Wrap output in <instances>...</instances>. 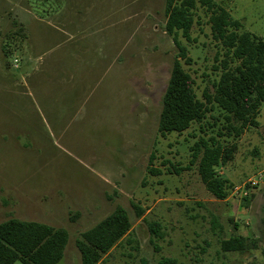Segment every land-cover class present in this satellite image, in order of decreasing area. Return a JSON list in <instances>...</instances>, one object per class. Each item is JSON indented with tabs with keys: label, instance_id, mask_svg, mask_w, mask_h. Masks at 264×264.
I'll return each instance as SVG.
<instances>
[{
	"label": "rangeland",
	"instance_id": "rangeland-1",
	"mask_svg": "<svg viewBox=\"0 0 264 264\" xmlns=\"http://www.w3.org/2000/svg\"><path fill=\"white\" fill-rule=\"evenodd\" d=\"M214 1L264 41V0ZM165 23V0H0V223L65 229L59 264H81L76 240L118 206L131 217L133 243L100 264H264V104L258 127L224 140L237 151L218 171L234 188L215 199L191 147L222 128L221 110L183 134L158 132L178 53ZM191 35L196 42L180 37L193 60L183 67L203 100L220 75L204 8ZM152 155L161 175L148 172ZM171 165L184 171L170 174ZM231 236L257 240L258 249L222 252Z\"/></svg>",
	"mask_w": 264,
	"mask_h": 264
},
{
	"label": "trees",
	"instance_id": "trees-1",
	"mask_svg": "<svg viewBox=\"0 0 264 264\" xmlns=\"http://www.w3.org/2000/svg\"><path fill=\"white\" fill-rule=\"evenodd\" d=\"M204 8L209 13L213 40L219 45L214 65L220 71L219 79L212 85L213 91H204L203 100L195 92L196 81L183 67L191 65L188 48L180 37L189 43L192 37L196 12ZM165 32L172 37L178 53L174 59L170 79L162 99L158 132L162 137L172 133L183 134L193 124L201 123L217 108L224 123L216 135L201 137L191 147V164L197 163V172L206 190L217 200H226L234 184L219 174V167L226 166L237 151L235 143L225 139H237L246 129L258 127V117L264 104V41L246 30L241 21L214 0H165ZM149 174L161 175L162 171L151 166ZM166 164H171L169 161ZM168 173L180 174L184 169L171 165ZM189 168V167H188ZM247 200V199H245ZM136 217L145 211L133 204ZM213 229L222 227L212 220ZM133 222L127 210L118 206L109 216L76 240L81 254V264H100L104 257L118 245L133 243L130 234ZM153 234L160 237V224L149 223ZM128 237V238H127ZM69 234L65 229L11 218L0 223V264H59L64 257ZM125 241V243H123ZM222 252L257 250L258 242L243 236H231L220 240ZM160 264H176L174 259H162ZM252 264V263H250Z\"/></svg>",
	"mask_w": 264,
	"mask_h": 264
},
{
	"label": "built area",
	"instance_id": "built-area-1",
	"mask_svg": "<svg viewBox=\"0 0 264 264\" xmlns=\"http://www.w3.org/2000/svg\"><path fill=\"white\" fill-rule=\"evenodd\" d=\"M263 179H264V172H261V173L259 174V181H262ZM250 182H251L252 185H256V184H258L257 181H250Z\"/></svg>",
	"mask_w": 264,
	"mask_h": 264
}]
</instances>
